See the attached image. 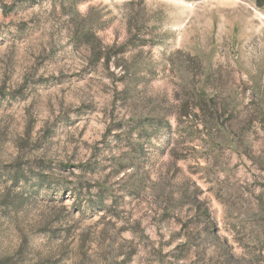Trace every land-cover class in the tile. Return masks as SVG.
Returning <instances> with one entry per match:
<instances>
[{
  "label": "rangeland",
  "instance_id": "obj_1",
  "mask_svg": "<svg viewBox=\"0 0 264 264\" xmlns=\"http://www.w3.org/2000/svg\"><path fill=\"white\" fill-rule=\"evenodd\" d=\"M0 264H264V9L0 0Z\"/></svg>",
  "mask_w": 264,
  "mask_h": 264
},
{
  "label": "trees",
  "instance_id": "obj_2",
  "mask_svg": "<svg viewBox=\"0 0 264 264\" xmlns=\"http://www.w3.org/2000/svg\"><path fill=\"white\" fill-rule=\"evenodd\" d=\"M189 1H193V0H189ZM247 1L251 2L252 4H254L258 8L264 9V0H247Z\"/></svg>",
  "mask_w": 264,
  "mask_h": 264
}]
</instances>
